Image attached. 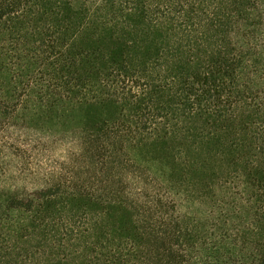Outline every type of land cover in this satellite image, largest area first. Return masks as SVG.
<instances>
[{"label":"trees","instance_id":"16d2710c","mask_svg":"<svg viewBox=\"0 0 264 264\" xmlns=\"http://www.w3.org/2000/svg\"><path fill=\"white\" fill-rule=\"evenodd\" d=\"M0 264H264V0H0Z\"/></svg>","mask_w":264,"mask_h":264},{"label":"rangeland","instance_id":"374dc122","mask_svg":"<svg viewBox=\"0 0 264 264\" xmlns=\"http://www.w3.org/2000/svg\"><path fill=\"white\" fill-rule=\"evenodd\" d=\"M50 154L53 155L54 159H58L59 161H61L62 153L59 152V147L58 146H55L54 148H51Z\"/></svg>","mask_w":264,"mask_h":264}]
</instances>
